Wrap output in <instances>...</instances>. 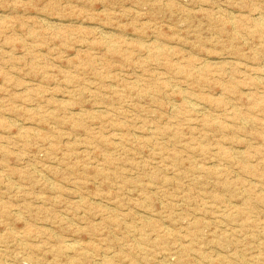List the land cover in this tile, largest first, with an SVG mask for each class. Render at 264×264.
I'll list each match as a JSON object with an SVG mask.
<instances>
[{"label": "rangeland", "instance_id": "rangeland-1", "mask_svg": "<svg viewBox=\"0 0 264 264\" xmlns=\"http://www.w3.org/2000/svg\"><path fill=\"white\" fill-rule=\"evenodd\" d=\"M0 264H264V0H0Z\"/></svg>", "mask_w": 264, "mask_h": 264}, {"label": "bare ground", "instance_id": "bare-ground-1", "mask_svg": "<svg viewBox=\"0 0 264 264\" xmlns=\"http://www.w3.org/2000/svg\"><path fill=\"white\" fill-rule=\"evenodd\" d=\"M198 111V110H197Z\"/></svg>", "mask_w": 264, "mask_h": 264}]
</instances>
